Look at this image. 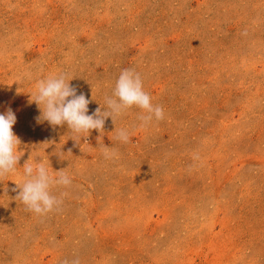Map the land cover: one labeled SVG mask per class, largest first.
Wrapping results in <instances>:
<instances>
[{"label":"rangeland","instance_id":"rangeland-1","mask_svg":"<svg viewBox=\"0 0 264 264\" xmlns=\"http://www.w3.org/2000/svg\"><path fill=\"white\" fill-rule=\"evenodd\" d=\"M124 69L163 120L37 122L39 80L67 74L92 114ZM9 108L21 157L0 177V264H264V0H0ZM26 162L70 177L59 210L16 200Z\"/></svg>","mask_w":264,"mask_h":264},{"label":"clouds","instance_id":"clouds-1","mask_svg":"<svg viewBox=\"0 0 264 264\" xmlns=\"http://www.w3.org/2000/svg\"><path fill=\"white\" fill-rule=\"evenodd\" d=\"M72 79L61 73L36 83V91L30 94V102H35L41 110V115L36 117L38 123L47 121L53 127L67 125L68 130L74 134L89 135L91 130L101 133L106 118L111 117L114 122L116 117L132 107L142 110L139 117L142 126L149 124L153 119L157 121L164 119L163 108L153 105L151 96L143 89L139 73L132 69L121 71L112 95L106 98V108H103L104 110L97 108L92 114H88L90 101L83 93L77 94L76 87L70 85ZM15 123L16 116L11 108L0 114V177L14 173L21 157L18 155L21 141L12 131ZM116 138L127 143L130 137L127 130L120 129ZM102 152L106 159L116 155L115 151L106 145ZM55 172L58 173L57 176L51 175L42 162L35 164L26 162L23 166L22 183H16L20 189L16 200L25 205L28 211L40 216L59 210L62 199L52 194L51 188L66 187L71 184V179L63 170ZM63 195L65 194L61 193V196ZM65 264L69 262L65 261ZM70 264H80L79 259L72 260Z\"/></svg>","mask_w":264,"mask_h":264}]
</instances>
